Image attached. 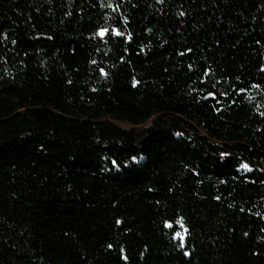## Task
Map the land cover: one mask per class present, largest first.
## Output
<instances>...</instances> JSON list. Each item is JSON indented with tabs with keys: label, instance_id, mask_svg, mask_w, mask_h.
<instances>
[{
	"label": "trees",
	"instance_id": "1",
	"mask_svg": "<svg viewBox=\"0 0 264 264\" xmlns=\"http://www.w3.org/2000/svg\"><path fill=\"white\" fill-rule=\"evenodd\" d=\"M0 264H264V0H0Z\"/></svg>",
	"mask_w": 264,
	"mask_h": 264
},
{
	"label": "rangeland",
	"instance_id": "2",
	"mask_svg": "<svg viewBox=\"0 0 264 264\" xmlns=\"http://www.w3.org/2000/svg\"><path fill=\"white\" fill-rule=\"evenodd\" d=\"M116 124L125 129L134 128L131 124H128V123L116 122Z\"/></svg>",
	"mask_w": 264,
	"mask_h": 264
},
{
	"label": "snow or ice",
	"instance_id": "3",
	"mask_svg": "<svg viewBox=\"0 0 264 264\" xmlns=\"http://www.w3.org/2000/svg\"><path fill=\"white\" fill-rule=\"evenodd\" d=\"M243 167H247V165H243ZM169 226H171V225H169ZM176 235L180 236V233L177 232Z\"/></svg>",
	"mask_w": 264,
	"mask_h": 264
}]
</instances>
